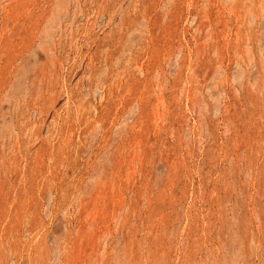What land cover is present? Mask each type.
Wrapping results in <instances>:
<instances>
[{
    "label": "rangeland",
    "instance_id": "rangeland-1",
    "mask_svg": "<svg viewBox=\"0 0 264 264\" xmlns=\"http://www.w3.org/2000/svg\"><path fill=\"white\" fill-rule=\"evenodd\" d=\"M0 255L264 264V0H0Z\"/></svg>",
    "mask_w": 264,
    "mask_h": 264
},
{
    "label": "bare ground",
    "instance_id": "bare-ground-1",
    "mask_svg": "<svg viewBox=\"0 0 264 264\" xmlns=\"http://www.w3.org/2000/svg\"><path fill=\"white\" fill-rule=\"evenodd\" d=\"M0 257H1V255H0ZM2 259V258H1ZM3 261H4V259H3Z\"/></svg>",
    "mask_w": 264,
    "mask_h": 264
}]
</instances>
